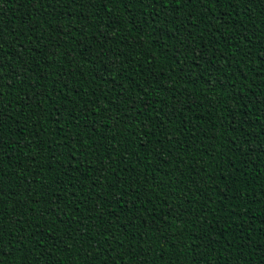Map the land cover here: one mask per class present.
<instances>
[{"label": "trees", "instance_id": "16d2710c", "mask_svg": "<svg viewBox=\"0 0 264 264\" xmlns=\"http://www.w3.org/2000/svg\"><path fill=\"white\" fill-rule=\"evenodd\" d=\"M46 2L0 0V55L27 77L0 102L5 251L16 216L47 233L40 264H264V0L154 25L139 4Z\"/></svg>", "mask_w": 264, "mask_h": 264}, {"label": "snow or ice", "instance_id": "6c2138e0", "mask_svg": "<svg viewBox=\"0 0 264 264\" xmlns=\"http://www.w3.org/2000/svg\"><path fill=\"white\" fill-rule=\"evenodd\" d=\"M111 2V0H67V3L75 4L77 8L84 6H95L96 3H100L104 6V8H107V4ZM117 2L121 3L124 6L132 5V4H139L143 5V7L152 9L150 13H148L145 18L142 20V25H148L149 23L155 24L157 19H166L169 14H179L180 13V6L181 5H188L193 4L194 2H198L201 6L207 7L208 5H211L212 7H220L223 8L225 4L229 5L230 7H236L238 4H251L254 2V0H117ZM62 0H47L46 4L43 5L44 7L48 9H53V11L49 12L48 15H54L55 10L53 8L56 4H61ZM165 9H170L169 11H165V16L163 18L160 17V11H163ZM211 10V9H209ZM237 15H240V13H237ZM177 17L173 15V19L175 20ZM45 23H47V20H45ZM193 27H197V25L193 24ZM180 29H177L179 31ZM0 32H2V29H0ZM191 34V33H189ZM161 38H163V34H161ZM4 52V45L2 39H0V54H3ZM250 54V52L248 53ZM43 55V53H41ZM82 55L84 56H91L92 50L90 49H84L82 52ZM113 56H115V53H113ZM102 57H105V44L97 41L96 44V56L95 59L97 61H100ZM11 59V53L8 55H0V102H2V98L4 95L3 89L5 87L11 89L13 87V84L15 83L16 79L21 78H27L26 75H24L22 72L16 71L15 68H13V65L11 63H8L6 61ZM198 59H202V57H198ZM177 63H180L177 61ZM39 64L34 65V67L39 68ZM51 66V64L49 65ZM197 67L199 65H196ZM20 67L22 69H25L26 71H31L30 68H28L27 63H21ZM11 69V71H9ZM181 72H183L184 67L181 65ZM7 76V83H5V77ZM43 79V77H41ZM33 87H36L33 85ZM42 87V85H40ZM40 93L34 92L33 95H38ZM51 95V93H49ZM145 96L148 95V93H144ZM10 107V105H4L3 107H0V130H2L5 126V122L12 119L11 115L7 112V108ZM166 105H162L157 112V115L155 119H159L161 125H164L165 122L171 123V121L176 117L177 113L173 110L170 112H165L164 108ZM146 108L142 107L140 109V112H144ZM99 111V109H98ZM60 122L59 118L56 120V123L58 124ZM186 123V122H185ZM145 128L148 127L147 124L144 126ZM148 133H145L147 135ZM114 139V137H113ZM3 138L0 137V152L3 150ZM28 147L31 146V142L27 145ZM75 149L72 150L74 152ZM71 155V153H69ZM31 159H34L32 157ZM55 159V157H53ZM3 162V157L0 155V163ZM105 170H111L115 171V168L112 167L110 158L109 162L107 164H101V166L97 169V171L102 172ZM3 172L0 170V205H3V197L6 195V192L3 187ZM58 183H62V180H58ZM95 186V182H92ZM15 195V193H13ZM58 203L57 199H53L51 201V204L55 205ZM116 204H119L120 201L116 200ZM77 211L79 209H76ZM45 211H54V209H46ZM5 219V209L0 206V264H4V256L12 255L13 249L15 251L20 252L21 256L18 260L15 261V264H40L41 259H46L47 256L51 255L50 252H41L40 249L43 248V244L40 243L39 240H36L37 236H40L43 238L47 233L43 230H41V225L37 224L33 226L32 232H27L26 229L23 228V225L27 223V221H21L16 216H13L12 219L9 221L10 223L14 225H20L21 231L17 233H12V236L15 237L14 239H9L8 244L11 246L5 251L4 248V241L7 233L4 229L3 221ZM43 222V221H42ZM68 221H63V223H67ZM75 222V221H73ZM55 226V221H53V224L51 227ZM83 235V233H81ZM97 235L104 237L105 233L102 230L101 232L97 233ZM112 239H115V237H111ZM197 239H203V236L197 237ZM28 241V244H25L24 242ZM60 243H63V241H60ZM31 244L32 247H29L28 245ZM207 246V245H206ZM89 247H92L91 243V237L89 236ZM122 247V245H121ZM192 247L199 248V244H193ZM33 248L36 249L35 253L33 252ZM150 253L145 250V255H149ZM162 258V257H161ZM89 260L92 259V257L88 258ZM87 264V262H86ZM139 264V262H138ZM191 264H199V261L197 259H193Z\"/></svg>", "mask_w": 264, "mask_h": 264}]
</instances>
